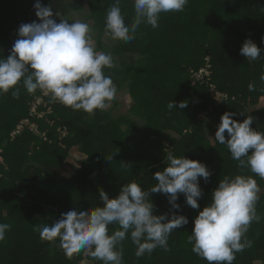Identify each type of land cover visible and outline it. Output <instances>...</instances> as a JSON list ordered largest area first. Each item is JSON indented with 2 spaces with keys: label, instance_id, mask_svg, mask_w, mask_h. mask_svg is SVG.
Returning a JSON list of instances; mask_svg holds the SVG:
<instances>
[{
  "label": "trees",
  "instance_id": "trees-1",
  "mask_svg": "<svg viewBox=\"0 0 264 264\" xmlns=\"http://www.w3.org/2000/svg\"><path fill=\"white\" fill-rule=\"evenodd\" d=\"M40 2L61 17L86 14L82 16L98 32L97 51H110L114 58L116 66L105 68V74L114 84V76L121 78L123 86L119 82L116 99L93 115L74 114L40 89L30 94L22 81L17 85L18 98L11 90L0 94V223L10 225L0 241V264H103L87 251L66 257L59 239H42L39 229L69 210L102 207L101 189L113 198L131 181L149 191L155 214L186 213L188 223L170 234L168 251L158 247L138 258L136 246L126 238L121 242L123 264H208L193 254L188 239L183 240L193 228L191 212L211 201L212 191L224 176L250 175L260 185L261 178L239 168L227 146L214 137L209 140L207 132L216 130L225 112L232 113L237 122L252 116L250 127L264 132V82L260 80L264 55L250 61L240 53L246 38L257 46L264 43V0H189L181 12L161 13L158 28L141 24L128 43L102 36L106 12L114 0ZM34 3L0 0V58L9 54L20 24L38 22ZM120 7L130 24L135 15L133 0H121ZM203 67L209 74L202 80L193 78L192 70ZM249 84L255 86L254 91ZM38 97L42 103L32 114L31 104ZM125 97L131 98L130 116L121 111V101L128 103ZM182 100L187 107L179 109ZM171 101L176 109L168 110ZM25 119L28 124L18 130ZM74 121L83 122L80 131H75ZM209 124L211 129L206 131ZM175 144L183 148L172 149L174 155L198 160L210 172L207 181L199 178L198 209L187 205L182 193L176 210L164 194L150 192L157 183L155 172L166 166L168 147L175 148ZM75 150L83 160L67 172L65 162ZM256 211L261 219L253 221L245 234L252 245L235 253L233 264H264V194ZM118 227L110 225L109 232ZM6 254L12 259L9 263L2 261Z\"/></svg>",
  "mask_w": 264,
  "mask_h": 264
},
{
  "label": "clouds",
  "instance_id": "clouds-1",
  "mask_svg": "<svg viewBox=\"0 0 264 264\" xmlns=\"http://www.w3.org/2000/svg\"><path fill=\"white\" fill-rule=\"evenodd\" d=\"M188 2L133 0L135 15L128 24L122 14L121 0H114L104 18V35L111 40L131 42L141 24L158 28L161 13L181 12ZM33 7L39 22L20 24L18 38L9 54L0 58V94L11 90V94L18 98L17 85L22 81L28 93L40 89L50 94L54 102L73 110H83L89 115L96 110H105L117 96L116 85L104 72L105 68L116 66L111 52L97 51L93 28L88 23L61 18L59 12L53 13L52 7L40 0H35ZM54 15L60 17L59 22ZM240 53L250 61L264 55L250 38L244 40ZM260 80L264 81V73ZM248 87L250 91L255 90L253 84ZM128 102L131 103V98ZM178 106L184 109L187 102L182 100ZM173 108L171 101L167 109ZM232 116L230 112L221 115L214 140L227 146L239 168H247L264 179V132L250 127L252 116L241 122ZM75 152L71 151L68 158L79 167L75 161L83 159ZM166 162L162 170L155 172L153 178L157 183L150 192L164 194L171 208L176 210L180 208L176 203L178 194L182 193L186 204L198 209V198L202 195L199 178L207 181L210 176L206 165L195 159L176 156L171 151L167 153ZM259 192L253 176L237 174L220 179L212 191L211 201L193 218V228L188 236L192 251L206 259L208 264H233L235 253L252 245L245 234L253 221L261 219L256 211ZM149 194L135 181L123 184L113 198L101 189L102 207L61 213L54 223L41 226V238L50 242L58 238L68 258L87 251L103 264H123L121 242L126 238L136 246L138 258L146 253L150 255L158 247L168 251L170 234L186 225L188 219L174 212L155 214ZM110 225L119 227L110 233ZM9 227L7 223H0V241L5 239Z\"/></svg>",
  "mask_w": 264,
  "mask_h": 264
},
{
  "label": "rangeland",
  "instance_id": "rangeland-1",
  "mask_svg": "<svg viewBox=\"0 0 264 264\" xmlns=\"http://www.w3.org/2000/svg\"><path fill=\"white\" fill-rule=\"evenodd\" d=\"M47 4V3H46ZM82 15H86L85 13H81L80 14V16H75V15H66V16H64V17H61V18H66V19H69V20H72V19H80V20H82V21H84V22H86V23H88L90 26H91V21L88 19V18H86L85 16H82ZM60 20V19H59ZM38 22H39V20H38ZM59 22V21H58ZM71 22V21H70ZM92 28V27H91ZM97 34H98V32H95V30L93 29V31H92V37H93V39H94V41H95V45L97 44V42H96V36H97ZM102 36H104L105 37V35H104V33L102 34ZM258 47H260L261 49H264V43L261 45V46H259L258 45ZM96 48H97V46H96ZM158 54V53H157ZM161 53L159 52V55H160ZM162 55V54H161ZM115 77V79H116V81H115V85H116V87H119L118 86V84H119V82L121 83V85H120V87H122L123 86V82H122V79L121 78H118V77H116V76H114ZM264 82V81H263ZM44 94H48V93H46V92H44ZM35 95V94H34ZM126 98V97H125ZM42 99V98H41ZM39 97L38 98H36V99H34L33 100V103L31 104V108H33V106H34V104L36 103V101L38 100H41ZM127 99V98H126ZM128 100V99H127ZM132 103V102H131ZM131 103L129 104V102L127 103L126 101L124 102V101H121V105H122V108H121V111L122 112H125L126 113V115L127 116H130V114H129V112H128V110H129V107H130V105H131ZM262 104H264V100L261 102ZM260 103V104H261ZM258 106V105H257ZM253 109H254V107H252ZM110 110H111V108H110ZM68 111H70V112H73L74 114L75 113H78V114H80V113H83V112H85V111H83V110H73L72 108H70V107H68ZM115 112V111H114ZM103 113V112H102ZM102 113H100L98 116L100 117V118H104V115L102 114ZM41 116V115H40ZM204 117V114H201V116H200V118H203ZM73 125H74V128H75V131L77 132V131H80V129H82L83 128V122H78V121H74L73 122ZM212 126H213V124H211ZM210 127V124L209 125H207V127H206V131L208 130V128ZM211 129V127L209 128V130ZM208 130V131H209ZM215 131L216 130H213L212 132H207V138L209 139V140H211V138H213L214 137V135H215ZM61 136H64L66 133L64 132V130H62L61 131ZM182 148H183V146H181V145H178V144H175V148H169L168 147V151H172V149H175V150H182ZM71 166H73V164L71 163ZM259 184L260 185H258L259 186V188H260V192H259V199L258 200H260L261 199V196L264 194V193H262V189H264V179H261L260 181H259ZM262 185V186H261ZM256 204H258V201H257V203ZM198 212H199V210H195V212H191V215L189 216L190 218H194L197 214H198ZM184 216H186V213H184L183 214ZM187 217V216H186ZM188 218V217H187ZM263 219H264V217H263ZM183 236H184V239H183ZM182 236V239L183 240H186V239H188V235H186V234H184ZM194 255H196L195 253H193ZM8 254H6V255H4V259L2 260L3 261V263H5V262H7V263H9L10 262V260H12V259H10L8 256H7ZM17 264V263H16ZM256 264H259L258 262H256Z\"/></svg>",
  "mask_w": 264,
  "mask_h": 264
},
{
  "label": "built area",
  "instance_id": "built-area-1",
  "mask_svg": "<svg viewBox=\"0 0 264 264\" xmlns=\"http://www.w3.org/2000/svg\"><path fill=\"white\" fill-rule=\"evenodd\" d=\"M192 74H193V78H195V79H199V80H202V78H203V75H208L209 74V72H208V70L205 68V67H203V68H199L198 70H196V71H194V70H192ZM40 103H42V99L41 100H37L36 101V103L34 104V106H33V108H31V113L32 114H36V112H37V106H38V104H40ZM36 111V112H35ZM25 125V124H28V120L27 119H25L24 120V123L22 122V124H19L17 127H18V130L22 127V125ZM17 130V131H18Z\"/></svg>",
  "mask_w": 264,
  "mask_h": 264
},
{
  "label": "crops",
  "instance_id": "crops-1",
  "mask_svg": "<svg viewBox=\"0 0 264 264\" xmlns=\"http://www.w3.org/2000/svg\"><path fill=\"white\" fill-rule=\"evenodd\" d=\"M75 155L77 156L78 154H77V152H75ZM70 160V159H69ZM69 160H67L66 162H65V164H66V171L67 172H70V170L72 169V168H74L75 166H74V163L73 162H71V161H69ZM71 163L73 164V166H71ZM75 163H79V160H77V161H75Z\"/></svg>",
  "mask_w": 264,
  "mask_h": 264
}]
</instances>
